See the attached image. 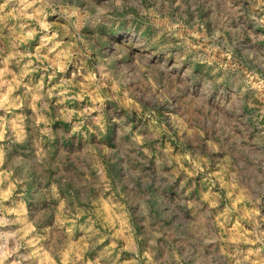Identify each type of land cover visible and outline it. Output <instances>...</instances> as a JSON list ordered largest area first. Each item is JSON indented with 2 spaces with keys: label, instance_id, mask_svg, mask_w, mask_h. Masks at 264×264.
Instances as JSON below:
<instances>
[{
  "label": "rangeland",
  "instance_id": "rangeland-1",
  "mask_svg": "<svg viewBox=\"0 0 264 264\" xmlns=\"http://www.w3.org/2000/svg\"><path fill=\"white\" fill-rule=\"evenodd\" d=\"M88 2L97 16L107 15L106 22L85 29L93 52L83 61L101 71L106 62L110 79L104 92L109 96L114 81L123 85L122 92L143 94L145 103L138 111L120 109L116 99L105 103L123 111L133 130L138 122L140 132L150 134L143 148L151 156L141 151L130 158L126 141L132 133L122 129L114 145V130L107 123L98 136L89 133L83 151H63L59 141L47 137L18 144L36 155L27 179L15 187L6 184L0 192L5 209L0 216L15 221L0 226V234L23 233L16 253L20 264H260L264 11L256 6L258 0ZM12 8L0 15L7 16ZM20 23L0 20L5 43L19 32ZM42 36L18 50L35 55ZM40 52L47 54V48ZM49 75L34 72L25 81L43 78L47 85ZM161 89L164 99L158 102ZM0 116L8 118L3 109ZM66 118H72L70 112ZM105 143L120 159L104 156L90 170L91 152ZM197 145L207 160L201 165L206 171L186 180L181 171L175 183L162 182L155 171L160 166L157 146L176 155ZM166 160L161 153V161ZM24 163L17 158L18 167ZM89 172L93 181L103 178L104 183L85 184Z\"/></svg>",
  "mask_w": 264,
  "mask_h": 264
},
{
  "label": "clouds",
  "instance_id": "clouds-1",
  "mask_svg": "<svg viewBox=\"0 0 264 264\" xmlns=\"http://www.w3.org/2000/svg\"><path fill=\"white\" fill-rule=\"evenodd\" d=\"M94 2L101 5L103 0ZM9 5L13 6L12 11L7 16L0 15V20L10 18L21 23L19 32L7 43L0 34V63L4 65L0 69V109L5 110L8 117L0 116V192L6 184H12L13 187L22 184L30 170L29 162L35 158L36 154L30 148H17V145L30 144L42 137L59 141L58 147L63 151H83L87 147L89 133L96 132L98 136L105 132L107 123L114 130V145L121 139L119 133L122 129L132 133L130 140L126 141L129 144L130 158L137 156L141 151L151 156V153L143 148V145L149 142L150 134L141 133L138 122V126L133 130L132 121L126 119L123 111L105 103L116 99L120 109L128 112L138 111L142 110L145 103L143 94L138 95L132 89H124L122 92L123 85L114 81L113 95L109 96L104 92L106 81L110 79L106 62H101L105 64L104 70L101 71L99 67L91 68L83 61L84 57L90 58L93 52L92 45L85 39L90 32L85 29L91 30L97 24L106 22L104 18L107 13L97 16L95 8L88 0H4L0 4V13H4ZM256 6L264 11V0H258ZM260 23L264 24V20ZM40 33H43L40 48H47V54H41L40 48L36 50L35 55L27 49L18 50L21 44H26L29 39ZM105 51L109 53V50ZM96 59L99 60V57ZM24 61L26 63L22 64ZM9 65H14L18 71H12ZM40 71L49 75L47 85L43 78L39 83H35L33 79L25 81V77ZM57 78L58 82L53 83ZM152 95H157L155 89L152 90ZM163 99L164 91L161 89L158 102ZM17 109L23 111L17 114ZM69 112L71 119L66 118ZM147 115H154L151 108ZM65 140L70 141V146H64ZM92 143L97 144L99 141L93 139ZM161 153L166 154V162L161 161ZM104 156L109 160L120 159L118 153L105 143L102 148L91 152L89 169H94L97 163L102 162L101 158ZM17 158L25 161L23 166L16 165ZM156 160L160 162V166L155 171L162 182L175 183V177L179 176L181 171L187 173L186 177H181L184 180L206 171L201 165H206L207 160L199 145L194 151L181 149L176 155L170 148L161 149L157 146ZM93 182L104 183L103 178L93 181L89 172L84 183ZM3 211V199H0V212ZM14 222L5 221L0 216V226ZM24 239L21 231L0 234V264H20L16 253ZM247 259L246 256L245 260ZM237 264L240 262L237 261ZM260 264H264V261Z\"/></svg>",
  "mask_w": 264,
  "mask_h": 264
}]
</instances>
